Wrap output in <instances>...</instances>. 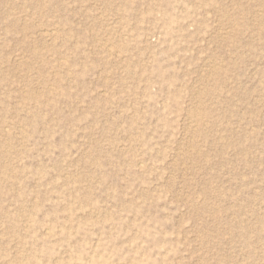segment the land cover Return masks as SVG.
<instances>
[{
  "label": "rangeland",
  "instance_id": "obj_1",
  "mask_svg": "<svg viewBox=\"0 0 264 264\" xmlns=\"http://www.w3.org/2000/svg\"><path fill=\"white\" fill-rule=\"evenodd\" d=\"M0 264H264V0H0Z\"/></svg>",
  "mask_w": 264,
  "mask_h": 264
},
{
  "label": "bare ground",
  "instance_id": "obj_2",
  "mask_svg": "<svg viewBox=\"0 0 264 264\" xmlns=\"http://www.w3.org/2000/svg\"><path fill=\"white\" fill-rule=\"evenodd\" d=\"M197 131V130H196Z\"/></svg>",
  "mask_w": 264,
  "mask_h": 264
}]
</instances>
